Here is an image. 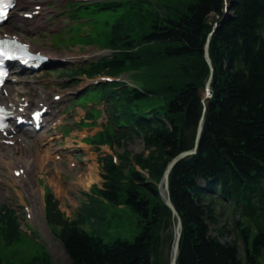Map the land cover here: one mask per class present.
Segmentation results:
<instances>
[{
  "label": "trees",
  "instance_id": "obj_1",
  "mask_svg": "<svg viewBox=\"0 0 264 264\" xmlns=\"http://www.w3.org/2000/svg\"><path fill=\"white\" fill-rule=\"evenodd\" d=\"M230 2L229 18L211 38L214 95L198 151L170 175L184 225L178 264H264V0ZM94 5L100 41L112 52L72 72L130 73L136 81L104 82L87 91L108 102V124L94 142L124 146L141 137L149 153L115 151L117 161L114 154L102 156L103 186L84 192L77 218L66 217L50 193L46 217L58 227L70 264H168L173 219L158 184L168 162L194 146L210 74L205 44L226 0ZM200 178L215 179L210 187L218 194L203 189ZM121 204L137 213L142 229L134 240L106 241L98 232L111 221L108 207ZM220 204H228L231 218L223 221ZM19 235L18 218L7 206L0 213V243ZM33 259L51 264L48 256Z\"/></svg>",
  "mask_w": 264,
  "mask_h": 264
},
{
  "label": "rangeland",
  "instance_id": "obj_2",
  "mask_svg": "<svg viewBox=\"0 0 264 264\" xmlns=\"http://www.w3.org/2000/svg\"><path fill=\"white\" fill-rule=\"evenodd\" d=\"M77 1L40 0L45 5L41 20L31 24L22 18L13 19L11 17L9 22L10 30L13 29L25 37L35 48L57 57L52 66L40 71L39 74H27L24 77L25 87H18L15 82L8 86L9 90L18 95L28 93L32 100L44 96L51 97L54 93L61 94L62 103L67 105V108L61 116V121L59 119L57 127L47 129L37 136H31V139L26 135L18 136L33 142L31 140L36 137H40L44 133L47 134L41 147L38 148L27 143L22 148L35 155L36 173L32 180L38 190L37 197L28 191V186L24 182L14 179L13 170L10 165L6 164V158L0 159V207L4 204L14 207L20 215L22 228L25 230L14 243L7 246L0 245L2 264H38L33 259L35 256H48L51 264H70L64 247L53 228L46 221L44 210L46 192L52 191L65 214L74 217L85 200L84 192L90 191L95 184L103 183L100 174V157L102 155L114 151L122 152L126 149L132 154L145 152L147 155L149 153L141 138H135L124 146L100 145L92 141L95 138L98 139L100 131L106 128L104 124L108 123V113L105 110L103 112L99 110V108H105L104 103L91 102L89 99L77 100L80 92L85 90V86L92 79L86 76L68 75L67 72L62 73V69L69 65L82 64L85 60L91 61L94 53L104 51L100 39H92L88 35V26H93L90 24V20H87L88 17L77 19L78 22L89 23L80 31L86 35L70 33L68 28H71L72 25L78 29L83 24L72 20L69 16L71 10L67 9L68 2H71L70 6H72ZM54 33H61L58 39H55ZM66 33L68 34L66 35ZM65 55L72 56L68 63L60 61V58L62 59ZM93 108L100 112L95 116H89L92 114L91 109ZM48 156L52 160L48 159ZM43 158L45 159L44 163L42 162ZM87 170L92 171L97 178L89 186L82 183V175ZM109 214H113V224L107 225L104 231L98 232L104 235L106 241H114L117 238L134 240L141 231L138 215L128 206L110 209ZM229 215L230 209H224V218ZM34 240L38 242L35 243ZM242 245L240 248L244 252ZM48 264H50L49 261Z\"/></svg>",
  "mask_w": 264,
  "mask_h": 264
},
{
  "label": "bare ground",
  "instance_id": "obj_3",
  "mask_svg": "<svg viewBox=\"0 0 264 264\" xmlns=\"http://www.w3.org/2000/svg\"><path fill=\"white\" fill-rule=\"evenodd\" d=\"M32 3V0H23L19 2L13 12V17L19 16L22 9L28 7ZM29 10V8H26L24 11ZM27 100H23L16 97H10L9 104L10 106L19 111L20 114L24 113L20 111V108L22 106L25 107ZM27 108L25 107V110ZM15 139L14 137H8L4 134H0V156H6V164L10 165L13 168V172L17 169H24V172L20 174L19 176L13 174V177L15 180H20L24 182L28 186V191L34 195L38 196V190L36 188V185L33 183L32 177L36 173V162H35V155H32L31 153L27 152L26 150L19 148L17 146H11L6 141L7 139ZM2 159V158H0ZM42 162H45V159H42ZM96 176L93 174L92 171L87 170L82 175V183L86 186H89L94 180H96ZM32 185V186H30ZM43 204V203H42ZM41 204V208L43 205Z\"/></svg>",
  "mask_w": 264,
  "mask_h": 264
},
{
  "label": "water",
  "instance_id": "obj_4",
  "mask_svg": "<svg viewBox=\"0 0 264 264\" xmlns=\"http://www.w3.org/2000/svg\"><path fill=\"white\" fill-rule=\"evenodd\" d=\"M214 30H215V28H214ZM205 56H206V59L210 65V68H211V74H210V77L206 83V93H205L204 98H203V101L205 104V109H206V101L209 97L212 96L211 82L213 79V71H214L213 62H212V59L210 56V39L208 40V42L206 43V46H205ZM203 127H204V115L202 116V118L200 119L199 124H198L197 134H196V139H195V147L191 150H186V151L181 152L180 154H178L176 157H174L169 162V164L167 165L166 170L164 172V175L162 177V180L159 184L161 195H162L165 203L172 210L173 217L175 219L174 241H173V246H172L170 264H177L179 251H180V242H181L182 232H183V221H182V217H181L179 211L177 210V208H176V206L173 203L172 198H171L169 175H170V172L173 169V167L183 157L197 152V148H198V144H199L200 139H201Z\"/></svg>",
  "mask_w": 264,
  "mask_h": 264
}]
</instances>
